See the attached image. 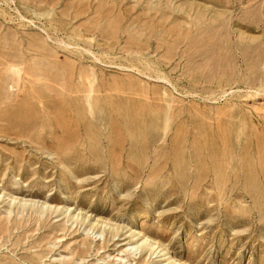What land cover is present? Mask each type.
<instances>
[{
  "label": "rangeland",
  "instance_id": "rangeland-1",
  "mask_svg": "<svg viewBox=\"0 0 264 264\" xmlns=\"http://www.w3.org/2000/svg\"><path fill=\"white\" fill-rule=\"evenodd\" d=\"M0 264H264V0H0Z\"/></svg>",
  "mask_w": 264,
  "mask_h": 264
},
{
  "label": "bare ground",
  "instance_id": "bare-ground-1",
  "mask_svg": "<svg viewBox=\"0 0 264 264\" xmlns=\"http://www.w3.org/2000/svg\"><path fill=\"white\" fill-rule=\"evenodd\" d=\"M152 247V246H151Z\"/></svg>",
  "mask_w": 264,
  "mask_h": 264
}]
</instances>
